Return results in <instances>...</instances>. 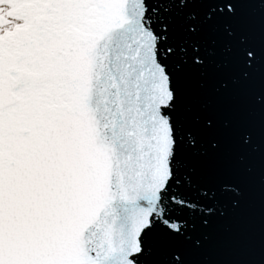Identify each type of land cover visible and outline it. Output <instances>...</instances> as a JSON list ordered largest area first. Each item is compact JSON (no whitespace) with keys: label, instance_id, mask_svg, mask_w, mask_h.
Listing matches in <instances>:
<instances>
[{"label":"snow or ice","instance_id":"6c2138e0","mask_svg":"<svg viewBox=\"0 0 264 264\" xmlns=\"http://www.w3.org/2000/svg\"><path fill=\"white\" fill-rule=\"evenodd\" d=\"M0 264H264V0H0Z\"/></svg>","mask_w":264,"mask_h":264}]
</instances>
